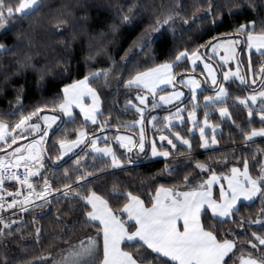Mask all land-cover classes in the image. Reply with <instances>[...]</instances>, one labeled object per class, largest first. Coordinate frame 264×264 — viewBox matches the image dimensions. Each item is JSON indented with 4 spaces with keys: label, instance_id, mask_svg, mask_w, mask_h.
<instances>
[{
    "label": "trees",
    "instance_id": "16d2710c",
    "mask_svg": "<svg viewBox=\"0 0 264 264\" xmlns=\"http://www.w3.org/2000/svg\"><path fill=\"white\" fill-rule=\"evenodd\" d=\"M40 2L42 6L35 15L23 19L13 16L8 20V28L0 31V43L8 48L15 47L14 53L9 52L0 56V120L8 123L10 130L23 115L36 108H44L41 114L61 116L58 110L52 111V108L60 103L62 88L66 84L83 79L90 72L101 69H112V72L107 81L98 79L92 82V87L98 92L102 104L97 125L85 122L82 115L76 112L73 119L61 118L58 127L47 135L44 144L46 149L44 167L40 172L52 186L53 193L48 197L50 202L43 204L36 201V204H42V207L30 206L29 212H15L4 217L7 223H11L12 220L17 223L12 225L14 235H0V259L8 254L10 258H14L15 264H58L72 246L78 245L82 240L87 241L89 236L96 235V228L86 221V212L89 208L73 195L67 198L62 196L66 184L71 183L72 187L76 188L74 180L66 178L65 169L72 177L81 170L92 172L93 176L84 183H87L88 189L95 190L108 199L114 208L121 207L125 202L122 199H113L111 191L114 185L119 191H130L134 195H139L147 206H150L148 195H154L155 189L161 184L181 191L197 186L211 175V172H201L197 169L195 167L197 163H205L217 174H227L232 167L243 166L247 160L252 176L257 178L260 175V169L264 167V140L247 141L244 133H250L253 128L260 129L264 124L258 119L257 109L252 108L253 116L250 118L248 109L237 103V97L245 98L252 91L236 81L226 86L229 91L226 103L217 105L219 108L226 107L230 118L223 121L216 112L210 116L213 123L221 127V133L217 136L219 145L215 149L202 150L197 134L191 137L188 132H182L184 137L193 141V149L189 151L178 146L176 151L172 152L171 158L166 161L153 162L146 156L129 164V159L121 156L124 167L113 169L105 159L95 157L86 151V148L63 161L57 159L60 157L59 140H73L81 129L93 133L103 125V129L109 135L135 130L129 125L138 121L139 115L134 109L127 107V103L129 100L135 101L136 91L133 88H126L125 82L137 72L155 67L159 63L173 61L175 55L185 49L191 54L196 49L207 51L209 47L200 46L208 45L209 41L213 44L227 38H242L246 41L243 34L239 37L225 34H233L236 26L253 19L257 21L259 31L264 24V10L260 0H251L255 11L243 7L245 0H40ZM6 3L15 5L17 0H6ZM236 4L242 7L237 8L234 6ZM210 5L215 6L212 8V17L207 15ZM200 13L202 16L197 17ZM216 13L220 15L217 16ZM124 14L132 19L131 25L121 22V16ZM168 14L173 15L172 22L163 25L159 32L152 31L151 38L155 43L151 45L150 51L145 49L144 54H139V49L133 47V42L141 37L146 29L151 30L155 27L157 19L162 22ZM193 14L200 19L194 20ZM59 17L66 18L68 23L61 25L57 30L53 23ZM212 18H215V24L211 22ZM185 19L188 20V24L183 23ZM113 25L117 26L115 31ZM25 34L31 38V45L22 43ZM28 56L31 57V64L34 67L20 69L19 62H23ZM252 63L253 76L257 77L260 68L264 66V56L254 53ZM64 68L69 71L62 76L59 75ZM189 71L187 59L174 67L177 76ZM18 96L20 104L16 103ZM187 103L188 100H185L181 105ZM167 112L169 111H162ZM161 121L160 116L159 125L163 128ZM40 135L22 142L27 144ZM158 144L161 148H168L164 143L163 146L161 142ZM15 148L13 145L1 153L10 154ZM80 157L86 158L81 159V164L77 166L76 160ZM166 165L168 169L175 170L172 175H168ZM184 176L189 177L187 185L184 183ZM32 180L39 191L42 187L40 177H34ZM8 188L15 190L17 187L11 185ZM88 189L80 188L79 191L85 193ZM262 208L264 203L260 200L251 204L241 203L238 206L239 211L226 222L217 223L216 219H208L209 213L203 219L206 226L211 224L213 228L218 229L220 236L235 238L239 250L243 251L249 249L251 243L258 244L251 233L264 236V227L256 228L250 223L264 216ZM241 220L245 222L243 227L240 225ZM36 227L41 229L38 240L35 238ZM16 229L19 231H15ZM6 231L0 225V232ZM259 248L261 249L259 252L264 254V246Z\"/></svg>",
    "mask_w": 264,
    "mask_h": 264
},
{
    "label": "snow or ice",
    "instance_id": "6c2138e0",
    "mask_svg": "<svg viewBox=\"0 0 264 264\" xmlns=\"http://www.w3.org/2000/svg\"><path fill=\"white\" fill-rule=\"evenodd\" d=\"M262 10H264V0H260ZM40 0H17L15 5L6 3V0H0V31L8 28V20L13 16L18 18H27L35 15L40 7ZM237 8L242 7L239 4L234 5ZM210 5L207 15L213 16ZM243 7H249L255 11V6L251 4V0H245ZM131 11V8L129 9ZM178 15V13H176ZM231 14V8H229ZM215 15L219 16L220 13ZM193 19H200L193 14ZM173 15L168 14L161 22L156 21L155 27L151 30L146 29L145 33L141 34L136 41L133 42V47L139 49V54H144L145 49L151 50V45L155 41L151 38V32H159L160 28L171 23ZM121 22L131 25L132 19L129 15L121 16ZM213 24L216 23L215 18L211 19ZM68 20L64 17L55 19L53 26L59 30L61 25L67 24ZM188 24V20L183 21ZM113 31L117 26L113 25ZM241 34L246 38V44L249 51L253 48L260 55L264 56V24L261 25L260 30L257 31V21L255 19L246 24H240L235 27L233 34H225L226 36L239 37ZM18 39H20L18 37ZM22 43L31 45L32 41L28 34H25V39ZM240 43L239 39H226L222 42L213 44L211 41L208 45H201L200 47H210L212 53H216L217 49H224L227 55L222 57L225 63L236 58V46ZM15 52V47L8 48L5 44L0 43V56ZM182 59H190L192 65L195 67L197 60L203 59L199 49L192 51L191 54L187 49L180 51L175 55V59L171 62H163L157 64L155 67H150L145 71L137 72L131 76L126 82V88H136L143 91V94H137L135 99L139 106L132 104L129 100L128 104L139 114V120L134 121L129 127H135L137 124L141 125L139 130L138 142L133 141L131 137L118 136L116 137L120 146L132 152L134 147H138L140 152L145 149V134H144V111L149 104V96L153 97L151 107L158 108L163 105L173 104L184 95L181 91H173L168 93L167 86L176 88V74L173 72L174 65L178 66ZM250 62V61H249ZM65 63H67L65 61ZM20 69L27 67H34L31 64V57L28 56L23 62H19ZM204 67L208 69V75L211 78V83L216 85L217 78L212 67L205 63ZM69 70L64 68L59 75H64ZM260 73L264 74V66L260 68ZM112 69H101L95 72H90L84 76L83 79H77L70 84H66L62 88V96L60 103L52 108V111H59L70 119L74 118L73 107H77L80 113L83 114L85 121H90L93 125L97 124V115L100 113V97L96 89L92 87V82L98 79L108 80ZM230 77H238L241 84L246 83V80L241 76L239 68L235 72L228 71L224 74L223 79L227 81ZM43 79V77H41ZM180 83L186 84L190 88L191 100L193 108L188 113L189 119L192 121L193 127L197 126V103L196 91L200 88V81L190 78L187 81L181 77ZM256 83L255 79L252 81ZM165 86V87H162ZM159 93H166L160 95ZM227 89L220 86L215 96H205L204 108L213 107L217 104H225L228 96ZM158 97V99H157ZM90 98L91 103H85V99ZM240 105L247 107L248 116H253L252 106L258 102L261 105L257 112L259 119L264 124V88L250 95L247 98L241 99L237 97ZM162 102V103H161ZM17 104L21 103L20 97H17ZM44 108H36L22 118L11 127L3 120H0V151L4 150L3 145L11 147L16 144L18 139L23 137L24 132L29 130L35 132H43L39 140H34L23 147H16L10 153L11 159L0 157V193L6 192L4 188L5 181H15L20 188H27V194L21 200V191L7 192V196L12 197L11 202L5 203V198L0 194V213L4 210L16 209L19 205V210L29 212V206L42 207V204H36V201H41L47 204L50 201L48 197L52 195L53 189L46 177L41 176L40 170L44 167L43 159L45 149V139L48 130L51 129L52 124L58 119L56 116L45 115L42 119L47 126L42 129L40 123H31L33 117H37L38 113L43 112ZM184 109L176 106V111L165 117L160 123L163 129L158 131L168 130L170 135H160L159 141L163 146V142H167L172 149H176L175 141L187 146V150H191L192 144L189 139H185L179 132L171 131L176 125L173 120H177L183 124L184 117L181 113ZM221 117H228L230 113L226 107L219 108ZM208 113H204L203 126L199 127V136L203 141L201 147L207 149L210 145L217 143L215 138L216 126L209 125ZM157 120L156 116L151 117L153 128H156L154 123ZM234 123V122H233ZM211 128L213 133L211 140L205 135V128ZM103 128V125H101ZM20 130L19 135L13 133ZM88 133L84 130L79 131L78 136L74 140H59V148L62 150V156L57 159H62L63 155H67L73 149L80 147V145L87 139ZM171 136V138H170ZM247 141H252L254 137H264V127L259 130L253 128L250 133H244ZM10 137L11 143H8ZM98 138L92 139L90 142L91 149L94 153L101 157H108V163L112 168H123L124 162L116 155L115 151L105 144L104 147H99L97 143ZM172 155L166 150H158L157 141L151 140V156L168 158ZM80 157L76 160L77 166L81 164ZM95 158V157H94ZM131 164L132 160L129 159ZM24 168L22 174H18L20 167ZM201 172H211L209 179L199 183L195 187H190L188 190H178L176 188H168L161 184L155 189V193L148 195V203L141 199L139 195H134L132 192L119 191L117 186H113L111 195L113 199H122L125 201L121 207L114 208L108 199L103 195H99L95 190L88 189L86 181L93 176L92 172L81 170L75 176H69L67 169H65V176L69 180H74L76 188L72 184H66L62 196L67 198L70 195L76 197L79 202H82L89 210L86 212V221L96 228V235L89 236L87 241H81L78 245L72 246L66 256H63L58 264H232V258L235 255L234 249L237 247V240L235 238L229 239L227 236H220L218 229L213 228L211 224L205 225L203 217L210 212L208 219H216L217 223H223L230 220L236 212L239 211L237 205L242 201H254L259 198L261 203H264V167L260 169V175L254 178L249 169L247 160L243 163V168L232 167L228 175H217L214 170L207 167L205 163H197L195 165ZM168 175H172L174 169H168ZM40 177L42 187L39 191L33 183L32 178ZM189 177L184 176L185 185L188 184ZM221 180L227 181L225 188ZM220 183L219 197L214 198L212 186ZM80 188L88 189L85 193L79 191ZM264 213V208L261 209ZM17 221L12 220L7 223L2 214H0V225L6 232H0V235L12 236L14 231L12 225ZM251 224L264 225V219L257 218L250 221ZM241 227L245 226L243 220L240 221ZM15 231H19L16 229ZM41 229L36 227L35 238L38 240ZM230 235H234L231 234ZM257 243H251L253 249L261 250L259 246H264V236L257 235L255 232L251 233ZM151 257V259H149ZM166 258V259H164ZM0 264H15L14 258H10L5 254L3 259H0ZM240 264H264V259H256L249 254L247 258H243Z\"/></svg>",
    "mask_w": 264,
    "mask_h": 264
},
{
    "label": "rangeland",
    "instance_id": "374dc122",
    "mask_svg": "<svg viewBox=\"0 0 264 264\" xmlns=\"http://www.w3.org/2000/svg\"><path fill=\"white\" fill-rule=\"evenodd\" d=\"M202 16V13H200L197 17ZM228 39V38H227ZM232 39V38H231ZM235 39H239L240 43L236 46V58L229 60L228 63H225L224 60L222 59V57L227 55V52L224 51V49H217L216 53H212L211 48L209 47L204 51H199L200 54L202 55L203 59L201 60H197L195 67L192 65V62L190 59H187L188 63H189V67H190V71L186 72V73H182L180 76H177L176 74V88H172L171 86H167V91L168 93H171L173 91H181L184 93V95L181 97L180 100L178 101H174L173 104H169V105H163L162 107H158V108H152L151 107V103L153 100V97L149 96L148 100H149V104L148 107L145 109L144 111V124H143V128H144V134H145V149L144 152H140L138 147H134L132 152H128L127 149L123 148L120 146L119 142L117 141L116 137L118 136H125V137H131L133 139V141L138 142L139 140V130L141 125L137 124L134 128L135 130H133L132 132L129 131H125V132H116L114 134L109 135L107 132H105V130L103 128H98L95 132L90 133L87 129H81L84 130L88 133L87 139L84 140V142L80 145V147L73 149V151L69 152L67 155H63L62 159H59V161H63L69 157H71L72 155H74L75 153H77L78 151L86 148V151L90 152L92 155H94L95 157H99V158H103L106 161H108V157H101L98 154L94 153L91 149V144L89 141H91L94 138H98L97 139V143L99 147H104L105 144H107V146L111 147L116 155L118 156V158L123 161L121 159V156H125L128 159H132L133 161H140L142 159H144V157L148 156L150 158L151 161L153 162H157V161H166L169 160L171 158L168 157L163 158V157H152L151 156V140L155 139L157 141V148L158 150H166L169 152H175L176 149L178 148V146H182L183 148L187 149V146L182 145L180 142L175 141L174 143L177 144L176 149H172L170 145H167V142H163L164 144H166L165 146H167L168 148H161L160 145L158 144L159 141V136L160 135H170L168 130H162V131H158V129H163L161 128V126L159 125V117H162V120L169 116L170 114L174 113L176 111V106H179L180 108L184 109V112L181 113V115L184 117V122L183 124H180L179 121L177 120H173L174 125H176L171 131L173 132H179L181 136L184 137V135L182 134V132H188L189 135L192 137L194 134H197L199 136V127L203 126V121H204V113L205 111H207L208 113V123L209 125L212 126H216V133H215V138L217 140V136L218 134L221 133V127L219 125H215L213 123V121L210 119V116L216 112L217 115L219 116V118L221 120H225L226 118H230V116L228 117H221L219 114V107L217 105L213 106V107H209L207 109L204 108V104H205V100L204 97L205 96H215L216 92L218 91L220 86H223L224 88H226L227 84H229L230 82L236 81L238 83H240V80L238 77H230L227 81H225L223 79V76L226 72L228 71H232L235 72L237 70V68H239L240 74L241 76H243L246 80V83H244L243 85L246 86V88L248 90H251L252 92H249L247 94V97H249L250 95L255 94L256 92L260 91L262 88H264V74L259 73L257 75V77L253 76L252 73V67H253V63H252V56L253 54H260L258 52H256V50L253 48L251 51L248 50L247 48V44L246 41H244L242 38H235ZM226 39H221L218 42H222ZM214 43V44H216ZM186 59H182L181 61H184ZM180 61V62H181ZM250 61V62H249ZM179 62V63H180ZM208 63L212 69L214 70L215 74H216V78H217V83L216 85H213L211 83V78L208 75V69H206L204 67V64ZM175 67V65H174ZM173 72H174V68H173ZM183 76L184 80L187 81L190 78H194L198 81H200V88L197 89L196 91V98H197V103L199 104V107L197 108V126L194 128L192 121L189 119L188 117V113L192 110L193 108V102L191 100V92H190V88L189 86H187L186 84L180 83L181 81V77ZM253 79H255L256 83L253 84L252 81ZM241 84V83H240ZM165 87V86H162ZM259 87V88H258ZM136 93L135 96L139 93V94H143V91L140 89H136L133 88ZM227 89V88H226ZM228 94L229 91L227 90ZM98 93V92H97ZM160 95H164L166 93H159ZM100 97V96H99ZM229 95L225 98L226 101L228 100ZM158 99V97H157ZM244 99V98H241ZM185 100H188V103L186 105H181ZM101 101V99H100ZM85 103L90 104L91 103V99L90 98H86L85 99ZM162 103V102H161ZM237 103L239 104L238 100ZM132 104L139 106L138 101L135 99V101L132 100ZM101 105L100 104V113H101ZM243 106V105H241ZM261 105L259 104V102L256 105H253L252 108L254 109H258ZM127 107L133 109L131 107V105H129L127 103ZM245 107V106H243ZM247 108V107H246ZM162 111H169L167 113H162ZM79 112L80 110L77 107H73V115L75 117V113ZM61 116L57 115V114H50V113H38L37 117H33L31 123H40L41 124V128L44 129L47 126L45 125L44 121H43V117L45 115L47 116H56L58 117V119L55 121V123L52 124L51 129L48 130V134L54 130L55 128L58 127V125L60 124L61 118L65 119V120H70L69 117L65 116L63 113H61ZM83 117V114L80 113ZM101 114L97 115V121H98V117ZM139 115V114H138ZM156 116L157 120L154 122L156 124V128H153V122L151 121V117ZM140 118V117H139ZM84 119V117H83ZM258 119H259V113H258ZM139 120V119H138ZM260 120V119H259ZM85 121V120H84ZM89 124H92L90 121H85ZM93 125V124H92ZM97 125V124H95ZM188 125V127H186ZM179 128V129H177ZM80 130V131H81ZM259 130V129H257ZM79 133V132H78ZM15 135H19L20 134V130H16L15 133H13ZM43 135V132H35L32 130H29L28 132H24L23 133V137L26 138H20L18 139L16 144H13L15 147H23L24 145L27 144H23V140L29 139L33 136L36 135ZM47 134V135H48ZM40 135V136H41ZM205 135L206 137L209 138V140H211V137L213 135L211 128L206 127L205 128ZM40 136L35 138L34 140H39ZM78 136V134H77ZM76 136V138H77ZM75 138V139H76ZM171 138V136H170ZM185 139H189L184 137ZM200 139V148L202 150H209V149H215L218 147L219 143L217 140V143L214 145H210L209 148L205 149L203 147H201L202 144V140L199 136ZM74 140V139H73ZM191 141L192 144V148L193 149V141L191 139H189ZM254 141H260V140H264V137H254L253 138ZM8 143H11V139L10 137L8 138ZM12 145V146H13ZM3 147H5L4 149H8L9 147H7V145H3ZM60 156H62V150L60 149ZM239 168H243V166H237ZM112 168V167H111ZM116 169V168H113ZM217 174V173H216ZM227 174H217V175H228ZM210 177V176H209ZM209 179V178H208ZM220 183H223L225 188L227 187V181L226 180H221ZM220 183L214 184L212 186V192H213V197L214 198H218L219 197V188H220ZM25 195L27 194V190H24ZM259 198L255 199L254 201H242L241 203H246V204H251L255 201H258ZM240 203V204H241ZM237 205L238 206L240 205ZM21 212V211H19ZM210 214V212H209ZM211 215V214H210ZM260 219H264V216H260L258 217ZM254 226L256 228H262L264 227V225H260V224H254ZM261 247V246H260ZM235 253V260L233 262V264H240V261L243 258H247L249 256V254H251V256L253 258L256 259H264V254L260 253L257 249H253L252 247H250L249 249L246 250H239V246L237 245L236 249H234ZM166 259V258H165Z\"/></svg>",
    "mask_w": 264,
    "mask_h": 264
},
{
    "label": "built area",
    "instance_id": "2783aa9c",
    "mask_svg": "<svg viewBox=\"0 0 264 264\" xmlns=\"http://www.w3.org/2000/svg\"><path fill=\"white\" fill-rule=\"evenodd\" d=\"M23 172H24V168H23V166H22V167H20V168L18 169V174H22ZM11 185L16 186L17 188H16L15 190H11V189L8 188V186H11ZM4 188H5L7 191H6V192H3V193H0V194H2V195L4 196V198H5V203L11 202V200H12V197L7 196V192H13V193H15V192H17L18 190L21 191V192H22V195L19 197V199L22 200V199L24 198V195H25L24 190H25V189L27 190L26 186H25L24 188H20V186H19L15 181H8V180L5 181ZM29 207H30V206H29ZM19 211H20V210H19V205H18L16 209H12V210H7V209H6V210H4V211H3L2 213H0V214H2L3 217H6V216H9V215L14 214L15 212H19Z\"/></svg>",
    "mask_w": 264,
    "mask_h": 264
},
{
    "label": "crops",
    "instance_id": "0c3cea01",
    "mask_svg": "<svg viewBox=\"0 0 264 264\" xmlns=\"http://www.w3.org/2000/svg\"><path fill=\"white\" fill-rule=\"evenodd\" d=\"M235 39V38H234ZM226 119H228V118H226ZM225 119V120H226ZM0 144H2V142H0ZM2 151H0V157H2V158H6V159H11V157H10V155H9V153H6V154H2L1 153ZM116 169H121V168H116Z\"/></svg>",
    "mask_w": 264,
    "mask_h": 264
}]
</instances>
